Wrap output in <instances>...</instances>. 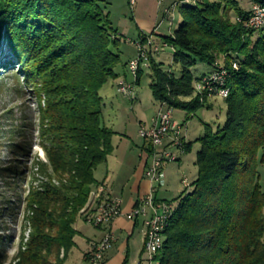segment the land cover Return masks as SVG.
Returning a JSON list of instances; mask_svg holds the SVG:
<instances>
[{
  "label": "trees",
  "instance_id": "1",
  "mask_svg": "<svg viewBox=\"0 0 264 264\" xmlns=\"http://www.w3.org/2000/svg\"><path fill=\"white\" fill-rule=\"evenodd\" d=\"M98 1L0 0V57L12 56L38 100L49 142L44 150L58 181L27 195L29 236L21 237L9 264H65L75 248L76 219L97 187L94 171L113 152L115 133L102 123L99 90L118 78L119 39ZM250 1L264 9V0ZM178 2L181 24L161 43L172 49L181 73L163 71L149 53L153 99L193 114L204 104L194 83L214 71L225 72L229 93L224 125H204L198 140L193 191L176 205L165 201L174 209L151 262L264 264V23L248 26L253 11L238 0ZM220 57L223 67L216 65ZM197 64L211 71L194 78ZM13 149L16 156L23 152Z\"/></svg>",
  "mask_w": 264,
  "mask_h": 264
},
{
  "label": "rangeland",
  "instance_id": "2",
  "mask_svg": "<svg viewBox=\"0 0 264 264\" xmlns=\"http://www.w3.org/2000/svg\"><path fill=\"white\" fill-rule=\"evenodd\" d=\"M238 1L244 11L253 10L254 4L250 0ZM159 4L158 0H133V3L131 0L98 1V5L109 16L112 29L117 32L120 64L138 57V45H143L147 51L156 47L158 51L151 53L154 61L160 64L163 71L179 77L181 67L173 62L172 49L161 43V37L168 36L181 24V16L177 9L179 2L167 0L164 3L159 2ZM164 13L168 19H162ZM231 18L234 19L233 14H231ZM141 22L152 24L154 27L161 22L158 33H151ZM263 23L264 19L258 28ZM142 35L151 37L153 48L146 45V40L141 39ZM223 61L224 59L220 57L216 65L223 67ZM0 62L4 64L3 68L0 69V264H9L17 252L21 237L25 241L29 236L28 219L31 213L26 208L27 195L32 190H40L39 186L42 183L50 181L53 185H58V181L51 177V168L44 150L45 147H48L49 142L46 140L48 136L42 135L39 125L38 100L34 97L32 89L25 85L20 66L12 56L5 52L0 57ZM139 71H141V76L137 82ZM210 71L209 66L197 64L191 69V74L197 78L202 74H209ZM120 80L133 85L132 99L125 98L115 91L116 84ZM151 81L149 60H147L146 65L139 68L136 76H132L127 68L126 80L119 78L115 81H109L110 83L99 91L102 99V123L110 128L115 135L113 152L107 158V164H101L96 168L94 178L96 181H102L115 173L119 181L113 185L112 190H114L115 195L111 198L120 201L119 195H122L119 186L123 183L120 181L126 182L128 180V183L130 182L134 170L141 165L142 149L147 144L151 146L148 141L140 138L139 125L148 127L161 106L163 109H167L153 99L149 89ZM211 95L208 93L200 94L199 101L204 103L203 107L193 114L182 109H169L171 111L170 119L181 126L182 137H184L185 143L190 144L188 152L168 148L169 152L177 157V160L163 165L164 178L160 183L158 198H163V200L174 205L179 202L177 199L180 200L181 197L183 198L193 191V183L197 179L196 155L200 150L198 140L204 135V125H210L212 129L221 128L224 125L226 118L224 99ZM139 122L141 123L139 124ZM14 146L23 148V152L20 151L21 155H14ZM151 148L152 153L147 154L148 158L155 151L152 146ZM150 162L151 158L148 164ZM8 168L14 169L13 174L6 171ZM260 171L262 174L264 173L262 168ZM184 180L188 186L182 184ZM122 194L125 197L127 189H124ZM87 203L80 211L74 224V230L77 232V228L80 233L75 237L80 250L84 243L81 241L93 240L99 236V228H94L84 221V209L87 208ZM122 216H125L123 211ZM140 235V224H138L130 241L129 249L124 251V260L127 257V264H138L139 261L142 264H156L150 259L148 260L145 252L141 255ZM80 250L74 248L67 257L65 264H87L86 261L82 262ZM62 255L61 251L60 257Z\"/></svg>",
  "mask_w": 264,
  "mask_h": 264
},
{
  "label": "built area",
  "instance_id": "3",
  "mask_svg": "<svg viewBox=\"0 0 264 264\" xmlns=\"http://www.w3.org/2000/svg\"><path fill=\"white\" fill-rule=\"evenodd\" d=\"M159 2H163V0H159ZM183 2H188V0H183ZM131 3H133V0H131ZM262 9L263 8L257 6L253 8V19L249 20V25H252L253 22L260 21L259 11ZM152 42L153 40L151 37L146 39V45L148 47L153 46ZM153 52H157L155 51V48L147 51L143 45H138V57L127 63V68L132 76H136L139 68H141L142 65H146L149 56L148 54ZM220 75L221 72H218V75L212 76V78L209 79H219ZM202 85L207 86V82H202ZM120 90L121 93H123V97L128 99L133 98L132 84L122 81ZM210 90L213 94L217 95L216 89ZM170 117L171 111L168 108L163 109V106H161L148 127L145 125H139L140 138L144 141H148L155 149L154 153L150 157L151 162L147 165L144 171V176L155 185H159L163 180V165L169 161L177 160V157L170 153L168 148L181 150L185 143L181 133V126L174 124ZM166 141L168 142L167 146H165ZM182 184L184 186H188L186 180L182 181ZM153 192L154 188L148 196L140 199L133 209L125 215L128 220H134L138 217L143 218V251L147 254L148 260L149 257L155 255V229L158 228V201L152 196ZM108 198V196H102L100 219L97 223H93L92 225V227L97 229L103 228L104 235L99 241L89 243V248L86 253L88 256V264H104L105 254L116 240L115 235L111 230V225L114 220L122 216L121 201L118 200V205H116L113 210H104V203ZM84 221H86V219Z\"/></svg>",
  "mask_w": 264,
  "mask_h": 264
},
{
  "label": "crops",
  "instance_id": "4",
  "mask_svg": "<svg viewBox=\"0 0 264 264\" xmlns=\"http://www.w3.org/2000/svg\"><path fill=\"white\" fill-rule=\"evenodd\" d=\"M166 1L167 0H165L164 2H166ZM164 2H162V3H164ZM158 4H159V0H158ZM162 19L163 20L168 19V17H165L163 14ZM141 24L143 26H146L151 33L156 34V33H158L161 22H159V24L156 25L155 27H154V25L148 24V23H142L141 22ZM131 44H133V43H131ZM129 60L125 61L123 64H119V66L116 67L115 72L118 75L117 79L121 78V79L126 80L127 63ZM113 81H115V80H113ZM109 83L110 82H108L103 87H106ZM102 118H103V114H102ZM140 123L141 122H139V124ZM173 123L176 124L175 122H173ZM176 125H178V124H176ZM167 145H168V142L166 141L165 146H167ZM147 149H150L149 144L145 145V147L142 149L141 165L139 166L138 169L134 170L133 174L130 177L131 178L129 180L130 182L128 183V180L126 182L120 181V182H123L119 186V189H121V195L122 196H120L119 194L118 195L122 201L121 202V210L123 211V213L125 215L128 214L133 209V207L136 205V203L138 201H140V199L148 196L151 193L152 188H154V192H153L154 198L157 201H160V202L164 201L165 202V200H163V198L162 199L158 198V194L160 193L159 190L161 188V184L155 185L153 182H151L150 180H148L144 176V170H145V168L149 162V159H150V158H148V155H147L148 154ZM104 164H107V161ZM95 172H96V170L94 171V174H95ZM162 172H163V178H164L163 168H162ZM94 180H95V178H94ZM118 181H119L118 176H116L114 173L113 176H110V177L107 176V178L103 179L102 181H96V185L101 184L102 186H104V188L106 189V195L108 197H113V195H115L113 192L114 190H112L113 185L115 182H118ZM124 189H127V194L125 195V197H123V194H122V191H124ZM138 224H140V234L141 235H140L139 242H140V252H141L142 248H143V235L142 234L144 232L143 218L138 217L134 220H128L125 216H121V217L117 218L116 220H114V222L111 225V230L113 231V233L116 235L117 238L115 237L116 240L113 243L114 245H112V248L105 254L106 258H105L104 264H122V262L124 260V257H123L124 251L126 249H129L130 241H131L132 237L134 236V232H135V229H136ZM76 230H77V235H80L77 228H76ZM98 231H99V236L97 238H95L93 240L85 239V241H81L82 243L84 242L81 250H80V246H79L78 241H76V239L74 238L75 249H79L82 253V257H81L82 262L86 261V257L85 258H83V257L86 256V253H87L88 248H89V243L90 242H97L103 237V235H104L103 228H99ZM120 241H121V243H120Z\"/></svg>",
  "mask_w": 264,
  "mask_h": 264
},
{
  "label": "bare ground",
  "instance_id": "5",
  "mask_svg": "<svg viewBox=\"0 0 264 264\" xmlns=\"http://www.w3.org/2000/svg\"><path fill=\"white\" fill-rule=\"evenodd\" d=\"M164 1V0H163ZM193 0H188V2L184 3H189L192 2ZM177 5V4H176ZM253 11V10H252ZM253 16V15H252ZM259 17L260 21L253 22L251 27L258 28V25H261L262 20L264 19V9L259 11ZM253 19V17L251 18ZM155 51H158V49L155 47ZM211 74V73H210ZM218 75V72H213L211 75H205L207 77L200 78L198 81L194 83V92L197 94H202V93H208L215 95L219 98L225 99L228 96L229 90L225 87L224 85V79H225V72H221V75L219 79H209L212 78V76ZM202 82H207V86L202 85ZM226 83V82H225ZM120 85H122V80L118 81L116 84V92L119 95L123 96V93H121L120 90ZM210 89H216L217 95L213 94ZM211 95V96H212ZM214 97V96H213ZM173 162V161H169ZM102 196H107L106 195V189L102 185H97L95 190L90 192L88 203H87V208L85 207L84 213H85V218L86 223L89 225H93V223H97L100 219L101 215V198ZM118 205V199L116 198H111L109 197L106 199L104 203V210H113V208ZM174 206L171 203H160L158 202V210L159 214L157 216V224L158 228L155 229V243H154V253H156L162 246L163 243V237H162V232L164 231L166 225H167V220L171 217L172 212H173ZM152 257H149L150 261L152 260ZM86 262L88 264V256L86 255Z\"/></svg>",
  "mask_w": 264,
  "mask_h": 264
}]
</instances>
